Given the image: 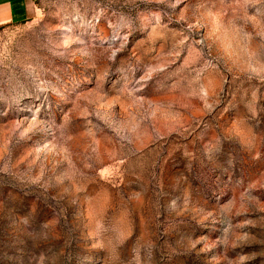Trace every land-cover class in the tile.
Instances as JSON below:
<instances>
[{
  "label": "rangeland",
  "instance_id": "obj_1",
  "mask_svg": "<svg viewBox=\"0 0 264 264\" xmlns=\"http://www.w3.org/2000/svg\"><path fill=\"white\" fill-rule=\"evenodd\" d=\"M0 28V264H264V0H34Z\"/></svg>",
  "mask_w": 264,
  "mask_h": 264
},
{
  "label": "crops",
  "instance_id": "obj_2",
  "mask_svg": "<svg viewBox=\"0 0 264 264\" xmlns=\"http://www.w3.org/2000/svg\"><path fill=\"white\" fill-rule=\"evenodd\" d=\"M35 14L34 0H0V28L26 22Z\"/></svg>",
  "mask_w": 264,
  "mask_h": 264
}]
</instances>
